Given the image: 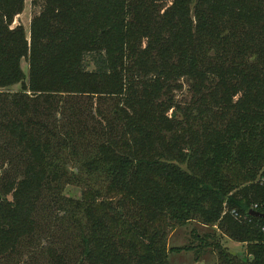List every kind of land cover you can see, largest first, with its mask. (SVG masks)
Returning a JSON list of instances; mask_svg holds the SVG:
<instances>
[{"label":"trees","instance_id":"trees-1","mask_svg":"<svg viewBox=\"0 0 264 264\" xmlns=\"http://www.w3.org/2000/svg\"><path fill=\"white\" fill-rule=\"evenodd\" d=\"M165 1L42 0L28 37L0 0V264H169L192 221L264 264V0Z\"/></svg>","mask_w":264,"mask_h":264},{"label":"rangeland","instance_id":"rangeland-1","mask_svg":"<svg viewBox=\"0 0 264 264\" xmlns=\"http://www.w3.org/2000/svg\"><path fill=\"white\" fill-rule=\"evenodd\" d=\"M171 0H166L165 3L170 4ZM38 3V4H37ZM36 4H33L32 0H24V6L22 11L14 17L12 26L21 24L27 36L29 37V25L32 17L39 13L42 0H38ZM22 69L25 73L28 71V64L25 60L21 62ZM183 86L181 89L175 91V99L178 103L188 102L191 98V93L188 88V84L185 79H181ZM19 85L11 87L13 90H18ZM63 193L71 197L80 196V188L75 185H67L64 188ZM54 228L56 226L54 225ZM215 228L205 227L196 221L185 223L184 225L177 224L168 232L167 243L168 247H190L189 250L175 251L171 250L168 255L169 264H218V257L216 249L213 245L202 246L200 239H197L194 234L198 233L203 236L205 233L214 234L216 238H205L208 242L219 241V243L228 250L231 254L244 255L245 244L242 245L239 242H235L226 236L221 235L219 232H214ZM50 239L43 238L41 240V247L47 246ZM27 251V250H26ZM32 256L24 254L20 258V264L31 261Z\"/></svg>","mask_w":264,"mask_h":264},{"label":"built area","instance_id":"built-area-1","mask_svg":"<svg viewBox=\"0 0 264 264\" xmlns=\"http://www.w3.org/2000/svg\"><path fill=\"white\" fill-rule=\"evenodd\" d=\"M263 171H264V166H263V168H262V172H263ZM258 179H259L258 181H259L260 183H263V182H264V175L260 176ZM251 209H252V210L259 211V212H264V200L261 201V202H258V203H254V204L252 205ZM251 209H250V210H251ZM231 213H232L235 217L239 218V215H238V213H237L235 210H232Z\"/></svg>","mask_w":264,"mask_h":264},{"label":"water","instance_id":"water-1","mask_svg":"<svg viewBox=\"0 0 264 264\" xmlns=\"http://www.w3.org/2000/svg\"><path fill=\"white\" fill-rule=\"evenodd\" d=\"M249 214L252 216L261 217L264 219V212H259V211L251 209V210H249Z\"/></svg>","mask_w":264,"mask_h":264},{"label":"crops","instance_id":"crops-1","mask_svg":"<svg viewBox=\"0 0 264 264\" xmlns=\"http://www.w3.org/2000/svg\"><path fill=\"white\" fill-rule=\"evenodd\" d=\"M240 243V242H239ZM240 244H242V243H240ZM243 245V244H242Z\"/></svg>","mask_w":264,"mask_h":264}]
</instances>
